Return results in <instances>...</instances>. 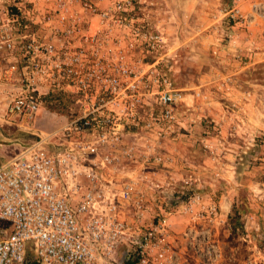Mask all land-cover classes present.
Masks as SVG:
<instances>
[{"label":"built area","instance_id":"obj_1","mask_svg":"<svg viewBox=\"0 0 264 264\" xmlns=\"http://www.w3.org/2000/svg\"><path fill=\"white\" fill-rule=\"evenodd\" d=\"M13 2L27 44L20 67L0 75L10 86L6 116L28 128L48 97L71 95L76 109L0 164V264H180L173 222L151 218L138 191L159 186L150 173L182 102L150 60L165 41L150 26L149 0ZM216 16L233 45L261 26L264 0H224ZM221 217L193 196L182 236L209 234Z\"/></svg>","mask_w":264,"mask_h":264},{"label":"rangeland","instance_id":"obj_2","mask_svg":"<svg viewBox=\"0 0 264 264\" xmlns=\"http://www.w3.org/2000/svg\"><path fill=\"white\" fill-rule=\"evenodd\" d=\"M13 1L0 0V6ZM207 1L194 0L204 6L197 4V14L189 0H149L150 26L165 41L150 60H158L182 102L175 107L179 126L157 149L164 162L150 173L159 186L139 183L138 191L151 218L165 215L173 222L180 264H264V20L232 45L227 33L213 29L224 0L209 8ZM9 88L0 79V164L19 146L63 127L76 109L71 95L48 97L35 122L17 128L5 114ZM193 196L215 206L224 222L209 234L184 238L182 205ZM237 209L244 212L242 229L232 237L229 216Z\"/></svg>","mask_w":264,"mask_h":264},{"label":"flooded vegetation","instance_id":"obj_3","mask_svg":"<svg viewBox=\"0 0 264 264\" xmlns=\"http://www.w3.org/2000/svg\"><path fill=\"white\" fill-rule=\"evenodd\" d=\"M17 20L16 6H0V75L11 65L20 67L17 56L22 49V43L27 44V40L21 39L20 30L15 24Z\"/></svg>","mask_w":264,"mask_h":264},{"label":"crops","instance_id":"obj_4","mask_svg":"<svg viewBox=\"0 0 264 264\" xmlns=\"http://www.w3.org/2000/svg\"><path fill=\"white\" fill-rule=\"evenodd\" d=\"M196 1V0H195ZM207 3H208V5H207V8H209V4H211V5H213V6H216L217 5V2H216V0H208L207 1ZM200 4L199 2L198 3H195L194 2V0H189V4H188V6H189V8H193L194 9V11L195 12H197V14L199 13V11H198V9H197V6ZM200 6H203V4H200ZM204 7V6H203ZM206 7V6H205ZM216 10H215V7H214V9H213V13L215 12ZM200 12H202V11H200ZM215 22L214 24V27H213V29H215V30H217L218 29V21H217V16L215 15V14H213V20H212V22ZM211 20L206 24V26H208V25H210L211 23ZM204 28V26H202V29ZM197 30H198V32H200L201 31V29L199 30L198 28H197ZM211 32H212V29L210 30ZM210 32V33H211ZM214 33V32H213ZM194 34H197V32H194V31H192V33H191V36L192 35H194ZM256 34H258V33H254V32H252V36H256ZM198 35V34H197ZM202 39V38H201ZM213 39H214V37H213ZM195 40H198V39H196L195 38ZM214 42V40H211V43H213ZM195 44V43H194ZM209 48H210V45H209ZM212 49H214V48H212ZM227 206H228V204H227ZM178 227H180L179 225H178ZM177 228V227H176Z\"/></svg>","mask_w":264,"mask_h":264},{"label":"trees","instance_id":"obj_5","mask_svg":"<svg viewBox=\"0 0 264 264\" xmlns=\"http://www.w3.org/2000/svg\"><path fill=\"white\" fill-rule=\"evenodd\" d=\"M243 213L244 212H243L242 209H237L232 214H230V216H229L231 222L234 223L233 226L230 229L232 237H235L237 229H242V224L239 223V219H240V217L242 216Z\"/></svg>","mask_w":264,"mask_h":264}]
</instances>
